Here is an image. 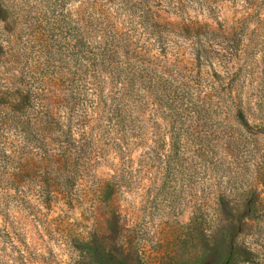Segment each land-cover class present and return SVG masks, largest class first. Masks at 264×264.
Returning a JSON list of instances; mask_svg holds the SVG:
<instances>
[{
	"label": "rangeland",
	"instance_id": "rangeland-1",
	"mask_svg": "<svg viewBox=\"0 0 264 264\" xmlns=\"http://www.w3.org/2000/svg\"><path fill=\"white\" fill-rule=\"evenodd\" d=\"M6 102L0 264H264V0H0Z\"/></svg>",
	"mask_w": 264,
	"mask_h": 264
},
{
	"label": "trees",
	"instance_id": "trees-1",
	"mask_svg": "<svg viewBox=\"0 0 264 264\" xmlns=\"http://www.w3.org/2000/svg\"><path fill=\"white\" fill-rule=\"evenodd\" d=\"M37 96L40 98V100H42V102L44 103L43 105L47 108L53 109L54 106L57 104L58 100L55 99L56 97L59 98V95L56 94V92L51 91V93H47L44 90L39 91V93H37ZM18 104H15L13 102H6V103H1L0 104V110L1 112L4 114L6 111L7 116H10L8 119L11 120L10 123H12V121H16V119L19 117V115L23 116V112L21 108H18ZM238 118L246 123V116L245 113L243 112V110H239L238 112ZM40 117L42 118V122L47 118V115L45 114L44 111L40 112ZM17 122V121H16ZM45 144L47 146H52L53 145V139H51L50 137H46L45 138ZM54 149V148H52Z\"/></svg>",
	"mask_w": 264,
	"mask_h": 264
}]
</instances>
